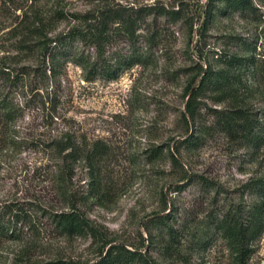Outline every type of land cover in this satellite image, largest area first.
<instances>
[{"label":"rangeland","instance_id":"374dc122","mask_svg":"<svg viewBox=\"0 0 264 264\" xmlns=\"http://www.w3.org/2000/svg\"><path fill=\"white\" fill-rule=\"evenodd\" d=\"M102 16L108 57L133 45L143 60L112 80L71 61L44 64L43 78L22 77L21 115L0 118V211L11 200L30 219L16 238L0 236V264H89L114 243L144 246L156 264H235L212 220L252 200L245 183L264 173V145L251 153L215 124L225 110L264 109V0H0V61L32 68L44 41ZM250 55V66L228 65ZM208 68L228 80L202 95L192 126L180 116L183 90ZM66 134L98 154V188L83 159L64 161L69 149L48 147ZM62 165L68 203L53 182ZM70 204L92 232L67 236L53 226L49 214ZM165 214L172 227L187 225L179 255L167 256L164 225L154 224ZM247 264H264V232Z\"/></svg>","mask_w":264,"mask_h":264},{"label":"trees","instance_id":"16d2710c","mask_svg":"<svg viewBox=\"0 0 264 264\" xmlns=\"http://www.w3.org/2000/svg\"><path fill=\"white\" fill-rule=\"evenodd\" d=\"M110 13V12H108ZM111 19H117L124 23H129V18L112 12ZM135 17H138L135 15ZM104 16L94 24L88 23L87 30L84 28H75L65 34L54 36L53 40H46L41 46L40 63L32 68L25 66H13L9 68L7 64L0 61V118L4 123H13L16 118L21 115L22 103L17 101L16 96L20 94L23 98L26 92L24 85L21 83L22 77L29 73L38 72L42 74L46 69H52L61 61H71L72 63L82 67L89 74L98 75L106 80H112L129 67L140 63L144 56L140 51L134 50L133 45L127 52H119L116 55L108 57V53L103 49L107 41L105 34ZM90 26V28H89ZM93 29V30H92ZM93 31V33H92ZM74 42L81 44V47L74 46ZM90 42L92 45H86L87 48L94 50L92 56L84 54V44ZM254 49V48H253ZM115 53V52H113ZM112 54V53H111ZM228 65L233 68L242 69L254 63L252 55L240 59L239 62L233 63L228 60ZM210 68L202 71L197 84L190 83L183 90V110L180 116L183 121L190 122L194 125L199 108V100L206 91L215 92L222 86L221 81L227 82V75L223 76L221 72L211 71ZM44 74V73H43ZM42 74V78L44 77ZM37 75V74H36ZM46 77V76H45ZM50 101V100H49ZM53 103L55 102L52 100ZM55 104L51 107L53 108ZM216 127L231 141L236 142L239 146L248 149L251 153L257 152L264 145V109L259 114L249 112L245 108L238 107L225 110L218 114ZM197 129V128H196ZM200 132V129H197ZM191 136V135H190ZM196 138V137H195ZM187 139V138H186ZM189 141V139H188ZM190 144H195V140H190ZM48 147L55 153L63 154L64 161L83 159L88 167V176L90 184L94 188H98L101 184V175L97 168L96 158L98 154H89L71 140L70 136H66L60 140H52ZM152 150H156L155 148ZM156 151L154 156L156 157ZM173 160L175 158L170 155ZM67 169L62 165L58 171L55 170V180L53 182L58 188V192L66 198V203L70 201V195L64 186ZM247 193L252 200L245 206H240L234 210H228L219 218L212 220L213 229L224 241L227 251L230 252L235 264H247L249 258L255 251V243L264 232V173L256 177H251L245 183ZM13 201L8 200L4 203L2 211H0V236L7 238H16L19 229H22L29 223V214L19 207H15ZM70 204V208L53 212L49 214L53 226L61 233L68 235H83L87 231H91L90 225L79 211ZM5 213V214H4ZM6 215L7 217H5ZM170 214L156 216L153 221L155 225H164V234L166 236L164 251L170 257L178 254L179 241L184 237V231L187 229L186 223L179 225V228L172 227L166 221ZM109 242H107L108 244ZM179 255V254H178ZM28 264H79L64 263L62 260L48 262H30ZM89 264H156L152 257L147 255L143 248L138 247L127 248L122 244L114 243L107 246L101 251L96 259Z\"/></svg>","mask_w":264,"mask_h":264}]
</instances>
